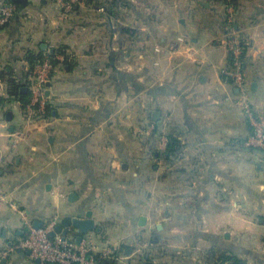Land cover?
<instances>
[{
	"label": "crops",
	"instance_id": "1",
	"mask_svg": "<svg viewBox=\"0 0 264 264\" xmlns=\"http://www.w3.org/2000/svg\"><path fill=\"white\" fill-rule=\"evenodd\" d=\"M9 1L18 8L0 29V264H37L14 248L30 224L89 213L100 230L83 239L105 264H210L215 250L252 264L264 244V151L247 144L237 88L222 75L224 0H121L111 17L97 7L112 0H84L66 19L57 0L0 6ZM237 3L249 97L264 115V0ZM58 50L48 115L28 122L9 80L27 93L29 56ZM169 133L183 148L164 160Z\"/></svg>",
	"mask_w": 264,
	"mask_h": 264
},
{
	"label": "built area",
	"instance_id": "2",
	"mask_svg": "<svg viewBox=\"0 0 264 264\" xmlns=\"http://www.w3.org/2000/svg\"><path fill=\"white\" fill-rule=\"evenodd\" d=\"M57 2L60 6V18L66 19L76 11V7L82 4L84 0H57ZM226 2L225 6L231 28L226 40L230 64L222 70V75H226L227 79H230L233 86L237 88L238 103L241 105L243 114L251 128L247 144L264 151V115L258 113L249 97V84L244 67V53L248 42L236 27L232 26L236 5L232 0H226ZM17 8V4L13 1L0 6V29L12 20ZM97 10L106 13V8L103 6L97 7ZM112 22L120 23L117 17L112 18ZM183 42L188 44L189 40L184 37ZM65 55L64 52H60L56 56L59 59H65ZM53 69L54 64L48 56L39 59L33 67L27 83V88L31 94L30 102L25 107L28 122L45 119L48 115L47 86L51 81ZM3 199L4 193L0 190V201ZM11 206L18 210L16 204L13 203ZM57 223L58 220L53 219L38 228L30 224L27 236L14 248L30 250L32 257L40 260L37 264H98L96 248L89 240L82 239L81 242H77L75 239L64 237L59 232L52 236ZM7 253L8 251H5L3 255Z\"/></svg>",
	"mask_w": 264,
	"mask_h": 264
},
{
	"label": "trees",
	"instance_id": "3",
	"mask_svg": "<svg viewBox=\"0 0 264 264\" xmlns=\"http://www.w3.org/2000/svg\"><path fill=\"white\" fill-rule=\"evenodd\" d=\"M233 3L237 6V2L238 0H232ZM225 4L227 3L226 0H224ZM118 4H122L119 3V0H112L109 1L108 4L104 5L103 7L106 8V13L111 17V16H117V14L119 13V5ZM230 26V25H229ZM235 26V24L233 25ZM60 52H65L62 50H58L54 53H40L38 55H30L29 56V60L31 62V64L35 65V63L39 60V59H43L46 56H48L53 64L57 63V58L56 55L57 53ZM245 54V53H244ZM230 64V62H229ZM33 67L31 69V73L33 71ZM223 78L226 79L228 82H231L230 79H227L226 75H223ZM9 85H10V93L15 96V97H19L20 100H22L23 102V107L25 108L31 99V94L30 91L28 90L27 93L23 92V87H25V84H22L18 81H16V79H10L9 80ZM183 148V144L181 142V140L178 138L177 135H175L174 133H169L168 135V143H167V147L166 150L164 152H159L158 155H160V157H162L164 160H170L172 157H176V156H180V153L182 151ZM216 253V259H210L209 258V263L210 264H239V262L241 261L240 258H238L237 255H234L232 253H229L228 251H221V250H215L214 251ZM98 257V264H105V262H107L108 260L106 259V256H103V254H97ZM151 262H149L148 264H150Z\"/></svg>",
	"mask_w": 264,
	"mask_h": 264
},
{
	"label": "water",
	"instance_id": "4",
	"mask_svg": "<svg viewBox=\"0 0 264 264\" xmlns=\"http://www.w3.org/2000/svg\"><path fill=\"white\" fill-rule=\"evenodd\" d=\"M50 83V82H49ZM24 91V89H23ZM154 116L156 117V113H154ZM73 196L71 194L70 198ZM146 222V217L141 218L140 224L144 225ZM36 228L39 227V225H35ZM160 227V226H159ZM70 228L76 229L77 233L79 234L77 237V242H81V240L84 238V236L93 230H100L95 220L92 218L91 213L87 215V217H73V216H66L63 218L61 224L56 226L55 232H53L51 235L53 236L57 232H62L64 237L68 236V231ZM228 236V235H227ZM31 253V251L29 250ZM38 262L40 260H37ZM239 264H247L246 262L240 261Z\"/></svg>",
	"mask_w": 264,
	"mask_h": 264
},
{
	"label": "rangeland",
	"instance_id": "5",
	"mask_svg": "<svg viewBox=\"0 0 264 264\" xmlns=\"http://www.w3.org/2000/svg\"><path fill=\"white\" fill-rule=\"evenodd\" d=\"M120 3H121V0H120ZM236 9H237V6H236ZM236 12V11H235ZM235 12H234V16H235ZM230 24V23H229ZM236 24V21H232V26ZM230 28V26H229ZM231 29V28H230ZM243 37L246 38L245 35H243V33H240ZM247 42H248V46H249V41L248 39L246 38ZM180 42H183L184 41V36L180 37L179 39ZM247 46V47H248ZM260 214H263L262 212ZM263 215H260L259 217H262ZM257 247L258 248H262L261 251H257L256 254L254 253L253 256L255 255L254 258H251L252 259V264H264V244H258L257 243ZM98 254V253H97ZM104 256V255H103Z\"/></svg>",
	"mask_w": 264,
	"mask_h": 264
}]
</instances>
